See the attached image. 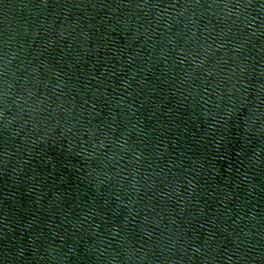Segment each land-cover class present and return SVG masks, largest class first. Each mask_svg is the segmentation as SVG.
Listing matches in <instances>:
<instances>
[{
	"label": "water",
	"instance_id": "obj_1",
	"mask_svg": "<svg viewBox=\"0 0 264 264\" xmlns=\"http://www.w3.org/2000/svg\"><path fill=\"white\" fill-rule=\"evenodd\" d=\"M0 264H264V0H0Z\"/></svg>",
	"mask_w": 264,
	"mask_h": 264
},
{
	"label": "snow or ice",
	"instance_id": "obj_2",
	"mask_svg": "<svg viewBox=\"0 0 264 264\" xmlns=\"http://www.w3.org/2000/svg\"><path fill=\"white\" fill-rule=\"evenodd\" d=\"M44 2L46 3V2H47V0H44ZM196 2H197V3H199V0H196Z\"/></svg>",
	"mask_w": 264,
	"mask_h": 264
}]
</instances>
